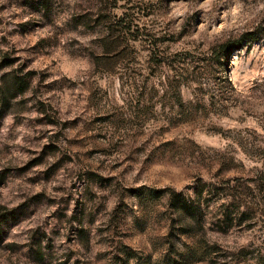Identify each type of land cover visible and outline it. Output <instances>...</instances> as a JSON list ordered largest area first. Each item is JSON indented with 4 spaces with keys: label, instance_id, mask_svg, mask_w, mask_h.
I'll return each instance as SVG.
<instances>
[{
    "label": "rangeland",
    "instance_id": "374dc122",
    "mask_svg": "<svg viewBox=\"0 0 264 264\" xmlns=\"http://www.w3.org/2000/svg\"><path fill=\"white\" fill-rule=\"evenodd\" d=\"M0 219V264H264V0H0Z\"/></svg>",
    "mask_w": 264,
    "mask_h": 264
},
{
    "label": "trees",
    "instance_id": "16d2710c",
    "mask_svg": "<svg viewBox=\"0 0 264 264\" xmlns=\"http://www.w3.org/2000/svg\"><path fill=\"white\" fill-rule=\"evenodd\" d=\"M121 22H123V18L118 19V21L116 23L120 24ZM125 28L127 31H129V29H130V27H125ZM246 35H247L246 33H242L240 35V37L237 39L223 41L222 43L219 44V47L221 48V50L223 52H225V59H229L231 53L239 48L241 40H243V38ZM197 194H198V196L200 195V193H197ZM168 201H169L170 205H173L175 207V209H179V210L186 209V210H188L189 211L188 215L191 219L196 218L197 214L199 215L198 212L200 211L201 205L197 199H196V201L188 200V199H185L184 197L178 195L177 193L171 191L169 193ZM219 215H220V217H222L223 214H219ZM229 215L230 214L228 213L227 216H229ZM1 222L2 221L0 219V224H1Z\"/></svg>",
    "mask_w": 264,
    "mask_h": 264
}]
</instances>
